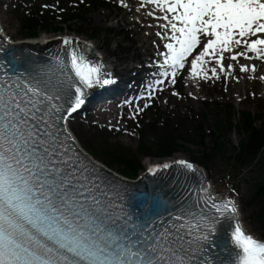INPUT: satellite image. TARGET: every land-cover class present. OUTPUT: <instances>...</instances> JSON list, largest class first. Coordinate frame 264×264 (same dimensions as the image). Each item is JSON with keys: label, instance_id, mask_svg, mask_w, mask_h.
<instances>
[{"label": "snow or ice", "instance_id": "6c2138e0", "mask_svg": "<svg viewBox=\"0 0 264 264\" xmlns=\"http://www.w3.org/2000/svg\"><path fill=\"white\" fill-rule=\"evenodd\" d=\"M142 9L160 40L149 100L154 86L175 85L186 65L199 82L227 79L234 66L255 78L253 61L264 63V0H140L136 11ZM3 40L0 264H264V240L239 222L230 245L221 231L223 220L236 219L234 199L218 200L210 185L185 184L171 197L119 189L78 149L70 122L91 92L117 83L103 60L88 58L92 45L64 37L62 54L40 65ZM175 164L185 176L198 171L187 160Z\"/></svg>", "mask_w": 264, "mask_h": 264}, {"label": "rangeland", "instance_id": "374dc122", "mask_svg": "<svg viewBox=\"0 0 264 264\" xmlns=\"http://www.w3.org/2000/svg\"><path fill=\"white\" fill-rule=\"evenodd\" d=\"M14 4H15V2L13 0H0V15L3 19H5L7 31H10L11 34H13L15 36H22V35H24L25 32L21 29V27L19 25V22H18L17 17H16V12L15 11L12 12V10H11V7H13ZM25 4H27V3H25ZM25 4L24 3L21 4L23 9L27 8L26 7L27 5H25ZM119 11L122 12L123 10H119ZM24 14H26V13H24ZM110 14H111L110 11L101 9V14L99 15V17H97L99 19H97V18L92 19V21H91L92 24L90 27H89V21H83L82 23L77 22V23L71 24V28L82 29L83 30L82 33H85L87 31L88 27L91 30L92 29L97 30V29H104L109 24H112L114 26V25H120L121 23L125 22V20H124L125 18L124 19H118V18L110 19V18H108L107 15H110ZM43 36H46L48 38L52 37V35H49V34H46ZM94 41H95V43L99 44V46H100L99 48H101V49L105 48L107 51L113 52V55H111V58H112L113 64L116 65L118 62V55H120V52H121V48L128 46V48L132 49L137 45V43L149 44L151 39H145L143 34H138V35L133 36L132 42L129 45L122 44V40L102 39L100 37H96ZM117 43H119V44H117ZM148 49H151V46H149ZM173 105H174V103L167 106V110H166L167 113H172L174 111L183 110L184 106L186 104L178 102V100H177V104L174 107H173ZM263 105H264L263 99L249 98L246 101L242 102L240 104V107L242 109H250V110H253L255 112L257 107H260V106L263 107ZM112 110H114V109L109 107L105 111H103V113H101V114L108 113ZM259 111H261L264 115L263 109H260ZM92 117H93L92 115L89 116V118H92ZM87 118L88 117H81V119H85V120ZM71 122H70V125H72ZM90 123H92V122H90ZM76 124H77L78 130L80 131V133L84 137L85 141L87 142L88 138H85V133H87L89 131V129H88L89 125L85 124L84 121H80L79 119H76ZM258 124L264 128V119L259 121ZM111 134H113L117 138H119L120 142L125 144V145H130V144L135 145L137 143L136 137H130L129 135H122V131H118L115 129L113 132L111 131ZM237 139H240V138L238 137ZM200 151H201V149L199 146L191 144V143H187V144H183V148L181 149L180 153L174 155V157H189L192 155H194L195 157H198V156H200ZM142 162H143L144 166H147L149 163L160 162V159L149 157V158L143 159ZM213 177H214L213 180L215 181V185L217 187H220V189L223 190L225 193H229L231 198L235 200L237 206L240 209L241 215L245 218V220L248 223L247 225H248L249 229L254 228L253 226H250L249 222H248L249 216L251 215V209H250V204L248 202L247 186L240 183L238 186H235L236 191L234 189L229 190L228 188H225L223 185L219 184V182H218L219 176L213 175ZM238 187L240 190L238 189ZM241 193H242V196H241Z\"/></svg>", "mask_w": 264, "mask_h": 264}, {"label": "bare ground", "instance_id": "6f19581e", "mask_svg": "<svg viewBox=\"0 0 264 264\" xmlns=\"http://www.w3.org/2000/svg\"><path fill=\"white\" fill-rule=\"evenodd\" d=\"M46 40V41H45ZM50 42V39H48V38H38V39H35L34 41H24V42H22V44H24V45H30V46H41V45H43L45 42ZM79 42V41H78ZM50 43H53V42H50ZM79 45H80V43H79ZM87 45H90V44H87ZM92 45V49H94L95 48V45H93V44H91ZM107 65H108V68H109V70H112L113 68L110 66V64L109 63H106ZM245 74V73H244ZM238 81H239V79H238Z\"/></svg>", "mask_w": 264, "mask_h": 264}, {"label": "trees", "instance_id": "16d2710c", "mask_svg": "<svg viewBox=\"0 0 264 264\" xmlns=\"http://www.w3.org/2000/svg\"><path fill=\"white\" fill-rule=\"evenodd\" d=\"M35 28V27H34ZM172 151H169V153L168 154H170Z\"/></svg>", "mask_w": 264, "mask_h": 264}]
</instances>
